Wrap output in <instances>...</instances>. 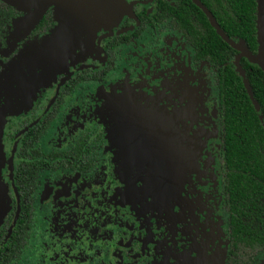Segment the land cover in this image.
Segmentation results:
<instances>
[{
	"label": "flooded vegetation",
	"instance_id": "flooded-vegetation-1",
	"mask_svg": "<svg viewBox=\"0 0 264 264\" xmlns=\"http://www.w3.org/2000/svg\"><path fill=\"white\" fill-rule=\"evenodd\" d=\"M163 1L168 7L176 5V0ZM127 2L128 16L99 34L100 61L78 63L49 87L37 90L31 106L9 116L2 126L11 208L0 229L13 215L0 246L17 207L16 220L20 214L17 149L23 136L54 108L56 116L45 123L42 135L28 139L37 149L35 164L45 167H32L29 173L36 179L29 236L40 239L41 264H180L189 241L212 248L219 240L225 264L228 241L216 69L206 62L194 63L191 47L172 28L171 19L156 24L160 0ZM10 7L15 13L0 10L2 64L18 53L22 42L40 40L54 28L51 6L42 14L49 13V29L29 36L41 16L12 49L1 34L9 29L13 41L15 25L31 9L24 13L20 5ZM117 37L127 40L111 45L116 58L109 73L96 80L71 81L84 69L107 70L111 61L103 47ZM66 84L73 89H63ZM24 120L27 123L20 126ZM19 126L9 143L8 133ZM163 150L172 151L170 161L164 162L176 170L166 185L149 168L160 165ZM26 153L33 155V150ZM171 193L172 200L165 203ZM28 244L26 252L32 255V242Z\"/></svg>",
	"mask_w": 264,
	"mask_h": 264
},
{
	"label": "trees",
	"instance_id": "trees-1",
	"mask_svg": "<svg viewBox=\"0 0 264 264\" xmlns=\"http://www.w3.org/2000/svg\"><path fill=\"white\" fill-rule=\"evenodd\" d=\"M198 1L212 14L229 40L253 55L257 54L256 0ZM159 4L156 24L171 19L172 28L182 33L191 47L194 63L206 62L216 69L213 82L218 90L223 202L228 241L225 264H253L259 253L264 256V71L227 45L208 17L192 0H176L173 8L168 7L163 0ZM0 10L15 13L2 0ZM50 26L49 13H45L29 36L43 34ZM2 27L0 21V30ZM126 40V37H117L103 47L111 61L103 73L84 69L71 81L96 80L102 74L109 73L112 63L114 68L116 58L111 45L113 42ZM233 60L237 61V66ZM63 89L73 88L66 84ZM55 116L56 111L53 108L23 136L17 149L15 185L19 194L20 214L8 241L0 249V264H27L29 257L33 258L28 264H41L40 239H31L29 236L36 204L32 197L36 179L29 173L32 167H45L35 164L37 156L34 150L37 149L31 148L32 143L28 139L40 137L45 123L49 125ZM27 121H22L20 126H24ZM20 126L11 127L12 131L8 133L9 143H12ZM29 150H33V155L26 153ZM12 215L13 212L0 229V243ZM29 242L33 246L32 255L26 252Z\"/></svg>",
	"mask_w": 264,
	"mask_h": 264
},
{
	"label": "rangeland",
	"instance_id": "rangeland-1",
	"mask_svg": "<svg viewBox=\"0 0 264 264\" xmlns=\"http://www.w3.org/2000/svg\"><path fill=\"white\" fill-rule=\"evenodd\" d=\"M2 1L14 7L20 5L18 8L24 13L28 7L31 9L19 20L14 30L11 28L14 31L13 41L9 29L1 34L9 46L12 43V49L21 44L22 38L32 30L44 10L51 6L54 28L40 40L29 44L22 42L18 53L7 63L2 64L5 55H0V225L11 208L10 184L7 180L9 161L2 149V126L9 116L15 117L31 106L37 90L49 87L57 77L67 74L78 63L100 61L97 49L99 34L114 29L129 12L127 0ZM3 17L7 18L5 15ZM186 51L188 53V49ZM234 64L237 66V61ZM128 66L124 64L122 67L128 69ZM210 96L213 105L212 92ZM224 253L220 240L212 248L206 243L189 241L188 248L181 252L180 264H222ZM254 264H264V258L258 256Z\"/></svg>",
	"mask_w": 264,
	"mask_h": 264
},
{
	"label": "water",
	"instance_id": "water-1",
	"mask_svg": "<svg viewBox=\"0 0 264 264\" xmlns=\"http://www.w3.org/2000/svg\"><path fill=\"white\" fill-rule=\"evenodd\" d=\"M193 1L196 4V6L199 7V9H201V11L208 17V19L211 21L213 27L215 28L217 34L221 37V39L227 45H229L234 50L240 52L241 55H243L246 58H248L252 63L257 65L260 69H262L264 71V0H256V15H257V19H256V29H257L256 36L257 37L256 38H257V43H258V49H257V54L256 55H253L252 53H250L246 49L242 48L241 46H239V45L233 43L231 40H229L226 37V35L222 32V30L220 29L218 24L216 23V20L214 19L212 14L209 11H207L205 8H203L198 3L197 0H193ZM240 42H242V41L240 40ZM161 131H162V134H163L164 130L162 128H161ZM161 143H162V146H163L164 142L162 141ZM171 153H172V151H164V150L161 151L162 160L160 161V165L152 166L153 164H151L149 166V168L152 169L158 175V177L160 179V184H165L166 185L167 183H169L168 181L172 180V172L176 171L175 167L173 165L170 166L169 162H164V158H166L167 160L170 161ZM163 190L164 189L162 188L161 192ZM170 200H172V193L170 194L169 197H167V199L165 200V203L170 201ZM164 204H162L161 206H163ZM18 210H19V208L17 207L16 215H15V218L13 220V223H12V225L10 227V230H9V232L7 234V237L5 238V240L1 244V246L7 242V239L11 235V232L13 230L14 224L16 222V217H17V214H18Z\"/></svg>",
	"mask_w": 264,
	"mask_h": 264
}]
</instances>
